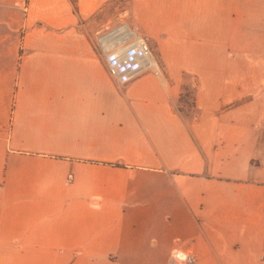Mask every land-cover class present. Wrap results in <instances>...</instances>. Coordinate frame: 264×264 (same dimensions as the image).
<instances>
[{
	"label": "crops",
	"instance_id": "obj_1",
	"mask_svg": "<svg viewBox=\"0 0 264 264\" xmlns=\"http://www.w3.org/2000/svg\"><path fill=\"white\" fill-rule=\"evenodd\" d=\"M123 24L154 67L119 84ZM263 250L264 0H0V264Z\"/></svg>",
	"mask_w": 264,
	"mask_h": 264
},
{
	"label": "built area",
	"instance_id": "obj_2",
	"mask_svg": "<svg viewBox=\"0 0 264 264\" xmlns=\"http://www.w3.org/2000/svg\"><path fill=\"white\" fill-rule=\"evenodd\" d=\"M97 43L104 53L109 75L119 84L130 81L142 69L153 68L154 60L150 47L136 29L126 24L109 31L97 38ZM70 176H68V180ZM264 260V250L261 253ZM183 264H197L192 254H186Z\"/></svg>",
	"mask_w": 264,
	"mask_h": 264
},
{
	"label": "rangeland",
	"instance_id": "obj_3",
	"mask_svg": "<svg viewBox=\"0 0 264 264\" xmlns=\"http://www.w3.org/2000/svg\"><path fill=\"white\" fill-rule=\"evenodd\" d=\"M193 95L189 89L183 88L180 97L177 100V107L181 110H190L193 107Z\"/></svg>",
	"mask_w": 264,
	"mask_h": 264
}]
</instances>
